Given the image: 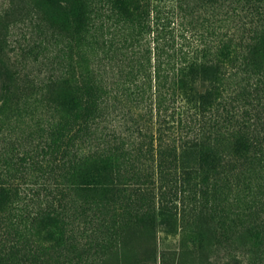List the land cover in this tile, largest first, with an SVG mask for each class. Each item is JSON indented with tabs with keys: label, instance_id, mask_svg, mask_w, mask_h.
<instances>
[{
	"label": "rangeland",
	"instance_id": "rangeland-1",
	"mask_svg": "<svg viewBox=\"0 0 264 264\" xmlns=\"http://www.w3.org/2000/svg\"><path fill=\"white\" fill-rule=\"evenodd\" d=\"M261 82L264 0H0V179L17 184L0 264H264ZM242 126L261 144L210 165ZM93 154L118 180L79 184Z\"/></svg>",
	"mask_w": 264,
	"mask_h": 264
},
{
	"label": "trees",
	"instance_id": "trees-1",
	"mask_svg": "<svg viewBox=\"0 0 264 264\" xmlns=\"http://www.w3.org/2000/svg\"><path fill=\"white\" fill-rule=\"evenodd\" d=\"M62 1V0H58ZM212 65L202 64L201 65V79H202V87L203 90L199 93V101L198 106L196 107L198 109V113H205L209 111L208 106L212 104V100L215 97V89H216V83L213 81L210 70L212 69ZM261 87H264V83H259ZM260 107H255L254 114H258ZM264 113V109H263ZM88 118H82L81 122L74 124V129L69 133H78L80 132L85 125L87 124ZM70 134V135H71ZM262 136L257 132H250L245 127H240L236 132H232L231 136L228 138V141H226V151L223 155L212 158V164H220L225 170H230L236 165H241V162L243 159L246 158L247 153L251 150V148H257L261 144ZM193 142L197 145L204 144V146H211L215 147L214 144H211L210 142L206 143L205 141L198 139L196 136L193 138ZM64 147H61L62 149L57 152L59 155V161H65L68 162L72 159L74 156V152L71 150V147L68 143H64ZM168 155L173 154V150L168 149L166 151ZM54 159L56 160L57 157L55 156ZM56 160V164H57ZM52 162L55 163V161L52 159ZM243 163V162H242ZM85 164V165H84ZM83 164V169L81 171V177L80 182L84 187H88L91 185H101L103 183H107V179L109 177L114 178L115 180H118L120 177V173L115 176V171L120 172V170H113L114 166L110 159L106 157L104 154H93V157L90 159V161L87 163L85 162ZM209 167V166H208ZM124 171V170H123ZM118 185H120V182H117ZM121 190L123 192L127 189L125 188L127 185L122 184ZM17 184H14L13 181H9L6 179H0V226L3 229V233H5L7 228L12 224L11 218H9L4 212V206L7 202L8 198L11 197L12 193L16 189ZM57 196L61 197L64 195V192L60 188L54 187ZM50 210V209H48ZM54 210V209H52ZM52 213L50 211H42L41 213H37L34 217L35 220L39 219L41 221H47L50 219L49 215ZM105 218H102V222H105ZM2 260V254H0V261ZM237 264H245L243 261L238 260Z\"/></svg>",
	"mask_w": 264,
	"mask_h": 264
}]
</instances>
